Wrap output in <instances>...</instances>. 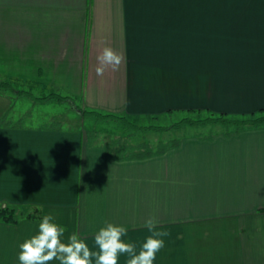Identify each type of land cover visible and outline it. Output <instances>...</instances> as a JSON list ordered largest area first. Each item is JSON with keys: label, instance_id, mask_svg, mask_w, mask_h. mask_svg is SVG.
Instances as JSON below:
<instances>
[{"label": "crops", "instance_id": "1", "mask_svg": "<svg viewBox=\"0 0 264 264\" xmlns=\"http://www.w3.org/2000/svg\"><path fill=\"white\" fill-rule=\"evenodd\" d=\"M104 47L123 61L99 77ZM0 77L129 119L252 113L264 109V0H0ZM1 124L0 203L42 216L0 221V264H19L48 214L63 242L76 232L93 251L108 222L138 253L154 216L170 233L154 264H264V124L121 159L80 129Z\"/></svg>", "mask_w": 264, "mask_h": 264}, {"label": "rangeland", "instance_id": "2", "mask_svg": "<svg viewBox=\"0 0 264 264\" xmlns=\"http://www.w3.org/2000/svg\"><path fill=\"white\" fill-rule=\"evenodd\" d=\"M0 79L5 80L6 78L0 77ZM12 84L14 90H0V104L2 105L0 108V121L9 125L53 127L64 130L80 129L84 134H87L91 142L113 145L112 151L115 154L124 155L125 152L129 151V148H124L122 149V151L124 150L123 153L119 152V149L114 147L116 142H126L128 144L146 142L153 150H156L165 143L180 140L184 136L210 134L220 130L225 132L235 128L233 125L226 126L220 123L190 125L188 122H181L184 118L204 119L210 117L211 113L214 112L211 110H186L166 113L156 117L128 118L129 121L135 123L136 126H134L117 120L99 119L96 115H83L80 111L83 109L79 107L80 103L76 99L71 101L50 97L54 93L66 96L57 89L53 91L52 89L29 86L19 82H12ZM19 90L29 92L35 97L48 98L34 100L25 93H18ZM175 123H180V126H173ZM139 126L170 128L167 130H144L138 128ZM26 210H29V208Z\"/></svg>", "mask_w": 264, "mask_h": 264}, {"label": "clouds", "instance_id": "3", "mask_svg": "<svg viewBox=\"0 0 264 264\" xmlns=\"http://www.w3.org/2000/svg\"><path fill=\"white\" fill-rule=\"evenodd\" d=\"M95 73L103 77L106 70L117 71L123 61V56L111 47H104L97 55ZM158 221L154 216L145 220L144 226L149 234L145 237L139 252L136 244L125 242L128 229L123 225L106 222L93 237V244L98 251L90 249L81 236L73 232L67 242L62 241L66 229L53 222V216L44 215L39 223L36 235L26 239L19 245V264H118L119 257L126 254L127 264H154L157 254L165 247L163 237L168 231H158Z\"/></svg>", "mask_w": 264, "mask_h": 264}, {"label": "trees", "instance_id": "4", "mask_svg": "<svg viewBox=\"0 0 264 264\" xmlns=\"http://www.w3.org/2000/svg\"><path fill=\"white\" fill-rule=\"evenodd\" d=\"M0 90H14V87L11 82L6 81L4 79H0ZM17 92L20 94L25 93L29 97H32L34 100H44L48 98V97H35L31 93L23 91V90H19ZM50 97H55L60 100L69 99L73 101V98L71 97L61 96L60 94H55V93L52 96L50 95ZM80 111L83 113V115L85 114L96 115L99 119H112V120L120 121L122 123L136 126L135 123L129 121L128 118L125 116H119V115L111 114V113L103 114L101 112L94 111V110H84L83 109ZM209 112L211 113V111ZM230 115L231 114H228V113L212 112L210 117H207L204 119L184 118L181 122L183 123L188 122L190 125L207 124V123H215V124L220 123L226 126L233 125L235 128L230 131H225L226 134H231L233 132H239L243 128L255 127V126L264 124V109H260L258 111L248 113V114H241L239 116H234V115L230 116ZM1 123L2 121H0V126L2 125ZM176 125L180 126V123H175L173 126H176ZM138 128H141L144 130H159V129L167 130L170 127L163 128V127H154V126H147V127L139 126ZM179 143H180V140L170 141L162 145L161 148H157L156 150H153L146 142H140L138 144H135V143L128 144L126 142H123V143L116 142V145H114V147L119 149V152L121 153H123L124 151V150L122 151V149L129 148V151L125 152L124 155H121L120 153H117V154L113 153L112 151L113 145L111 146L109 144H106L105 148L109 156L116 157L118 159L145 158V157H149V156H153L157 154H162L168 148L175 147ZM23 208L27 209L29 207H23ZM26 209H22L21 207L17 205H13V204L6 203L5 205H3L2 203H0V221H4L7 223H17L22 218L32 219V218H40L42 216L39 207L38 208L33 207L32 210H26Z\"/></svg>", "mask_w": 264, "mask_h": 264}]
</instances>
